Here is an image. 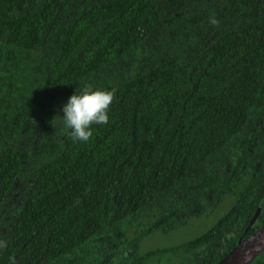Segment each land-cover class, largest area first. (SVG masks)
<instances>
[{"label": "trees", "instance_id": "16d2710c", "mask_svg": "<svg viewBox=\"0 0 264 264\" xmlns=\"http://www.w3.org/2000/svg\"><path fill=\"white\" fill-rule=\"evenodd\" d=\"M259 207L264 0H0V264H215Z\"/></svg>", "mask_w": 264, "mask_h": 264}, {"label": "clouds", "instance_id": "9594fccd", "mask_svg": "<svg viewBox=\"0 0 264 264\" xmlns=\"http://www.w3.org/2000/svg\"><path fill=\"white\" fill-rule=\"evenodd\" d=\"M115 98V90H104L85 85L72 94L63 105L60 117L63 126L70 129L74 141L87 142L92 137L93 124L108 123V109Z\"/></svg>", "mask_w": 264, "mask_h": 264}, {"label": "water", "instance_id": "95a60500", "mask_svg": "<svg viewBox=\"0 0 264 264\" xmlns=\"http://www.w3.org/2000/svg\"><path fill=\"white\" fill-rule=\"evenodd\" d=\"M260 211L261 208L256 210L238 241L215 264H250L264 251V223L249 233Z\"/></svg>", "mask_w": 264, "mask_h": 264}, {"label": "rangeland", "instance_id": "374dc122", "mask_svg": "<svg viewBox=\"0 0 264 264\" xmlns=\"http://www.w3.org/2000/svg\"><path fill=\"white\" fill-rule=\"evenodd\" d=\"M186 229H175V230H169L171 235H165L160 234L157 237H154L151 241L148 243L152 245V247L157 246H164L168 244H174L176 241H178V236H184Z\"/></svg>", "mask_w": 264, "mask_h": 264}, {"label": "flooded vegetation", "instance_id": "af4514ba", "mask_svg": "<svg viewBox=\"0 0 264 264\" xmlns=\"http://www.w3.org/2000/svg\"><path fill=\"white\" fill-rule=\"evenodd\" d=\"M259 208H261V207H259ZM258 209V208H257ZM261 210H262V208H261ZM261 212V211H260ZM260 215V214H259ZM257 220V219H256ZM256 222V221H255ZM254 225V224H253ZM252 228V227H251ZM245 230V229H244ZM244 232V231H243ZM242 235V234H241Z\"/></svg>", "mask_w": 264, "mask_h": 264}]
</instances>
